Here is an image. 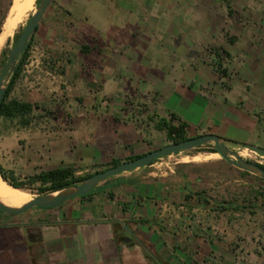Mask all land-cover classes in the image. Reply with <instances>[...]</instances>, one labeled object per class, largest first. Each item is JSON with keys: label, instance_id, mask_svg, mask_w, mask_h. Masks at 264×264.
<instances>
[{"label": "crops", "instance_id": "crops-1", "mask_svg": "<svg viewBox=\"0 0 264 264\" xmlns=\"http://www.w3.org/2000/svg\"><path fill=\"white\" fill-rule=\"evenodd\" d=\"M99 1L108 8L104 26L89 8L95 0H52L34 32L33 61L13 91L34 88L56 99H25L37 106L29 124L14 119V129L0 137V150L22 151L31 141L35 152L27 160L36 172L101 166L147 152L162 137L156 118L170 114L186 123L190 136L213 133L258 146L264 135V38H245L231 31L234 24L229 29L228 0ZM8 34L1 31L0 46ZM102 107L114 125H99ZM75 115L99 125L76 135L89 161L54 163V147L67 139L53 134L68 130L74 144ZM101 126L118 145L113 156L105 153L106 161L94 154L107 143L95 137ZM45 145L48 165L41 160ZM194 157L118 175L90 196L55 208L0 213V264H264L261 183L214 182L221 160Z\"/></svg>", "mask_w": 264, "mask_h": 264}, {"label": "rangeland", "instance_id": "rangeland-1", "mask_svg": "<svg viewBox=\"0 0 264 264\" xmlns=\"http://www.w3.org/2000/svg\"><path fill=\"white\" fill-rule=\"evenodd\" d=\"M24 0H0V33L3 31V33L6 32L5 29V24L8 20L13 19L15 24V27H13L12 30L9 31L7 39L4 41V43L0 46V53L1 50L6 48L9 49L12 47L16 35H19L21 30L25 27L30 15L32 12L36 9L38 5V1L34 0L32 7L27 10L23 14L18 13L17 5L23 2ZM230 8L234 10L235 14L233 17L229 16L228 22H229V29L231 30V26L234 24L237 29H233L231 31H236L239 32L241 35L240 31L244 32L242 33V36L245 38H252L257 36L259 39L264 38V0H228ZM109 4H107L108 6ZM89 8L91 11L94 12L95 18H96V24L98 26H104L106 23V16L105 11L108 13V8L104 3H101L99 0H95V2L91 3L89 5ZM14 11V12H13ZM16 12V13H15ZM87 24L85 22H81V24ZM239 30V31H238ZM235 47V46H234ZM2 68V65L0 64V69ZM91 81V80H90ZM36 92L40 93V91L34 90V88H28V87H23L20 88L17 91H12V97L25 101L30 100L33 103L38 102L40 104H44L46 102V98L50 99H56L55 96L52 94H49L47 97L42 96L41 93L36 96ZM35 98H38L37 100ZM99 113L101 114V120L99 125H114L112 118L109 117V115L106 114V109L105 107L99 108ZM44 114V112L42 113ZM93 116V115H92ZM105 120L107 122H105ZM91 119L83 120L76 115L73 116L72 118V123H71V129L74 131L73 132V140L69 139V134L67 131H56L53 135L57 136L60 138H65L67 139L62 145L60 146H55L54 150L52 151L53 154V160L52 162L60 164L61 161L63 163H68L71 162L73 163L74 161L78 162L80 165H83V163H86L89 161L90 155L82 153L79 145H78V140L76 135H80V133L85 132L88 130L91 126L93 127H98V123L94 126L91 122ZM98 121V120H96ZM17 124V123H16ZM14 123L13 121L9 120H2L0 123V137L2 136V133H8L14 129ZM44 126H42L40 129H43ZM3 128V130H1ZM39 129V128H38ZM110 132L107 127H102L101 126V131L97 130V133L95 135L96 138H101L103 137V140H105L107 143H104V146L99 148L98 150H94V154L102 155L101 161H106L105 158V153H108L109 155L113 156L114 151L118 148L117 143H115L113 140H110V138L104 137L106 133ZM109 134V133H108ZM24 135V134H23ZM144 135V133H143ZM190 136V135H189ZM145 137V135H144ZM105 138V139H104ZM1 140V139H0ZM255 140H252V143ZM257 145L259 147H264V135L263 137L260 138V140H257ZM47 142V141H46ZM71 144L72 147H69ZM166 144V142L163 141V137L160 139H156L152 141V144L149 148H147L146 151H149L151 149H155L157 147H160L162 145ZM75 146V148H74ZM47 145H45V148L41 152L42 159L41 160H46V164L48 165V160L46 158V153L44 151H48ZM51 148V147H50ZM229 148L237 151L243 159L261 164L264 166V157H261L257 155L256 153H253L246 149L245 147L237 146V145H229ZM10 146L7 147L6 149L0 150V165H5L10 166L13 168L14 172L16 173L15 178L19 181H25L26 178L32 174H34L37 170H34L35 167L32 164V161L27 160L28 158L31 157V155L35 152V147L34 143L31 141L26 142L23 145V148L20 150H12ZM207 147H202L198 149H192L189 151H183L179 153H174L169 156L164 157V160H157L156 163L154 164V169L150 170H155V168L160 167L162 168L163 166H173L175 163H181V162H195L192 161L191 159H197V157L194 156H200V160H206V159H217L221 160V165L220 167H214L213 168V176L212 179L214 182L218 179L228 180L232 183V181H235L236 179L238 180H244L246 183L247 182H259L261 183V192L259 194V197L261 200L264 199V181L260 180L259 177L252 175V174H246L244 171H241L235 167H233L231 164L228 162L224 161L220 155L218 154L217 156H211L210 153L207 151ZM109 156V157H111ZM82 157V161H77L78 158ZM193 157V158H192ZM46 158V159H45ZM199 160V161H200ZM100 161V160H99ZM51 163V162H50ZM45 164V163H42ZM77 175H82L84 173H89L93 172L94 170H99L102 168V165L100 166H90L84 168H80L76 166ZM153 168V167H152ZM38 169V168H37ZM147 169V168H146ZM9 175V171H7ZM29 192V198L34 197L36 195H39L38 190H37V185H32L30 188H26ZM245 193L248 192L249 189L245 187Z\"/></svg>", "mask_w": 264, "mask_h": 264}, {"label": "water", "instance_id": "water-1", "mask_svg": "<svg viewBox=\"0 0 264 264\" xmlns=\"http://www.w3.org/2000/svg\"><path fill=\"white\" fill-rule=\"evenodd\" d=\"M51 2L52 0H39L36 9L30 15L25 27L20 33L14 46L11 48L7 60L0 69V103L8 80L15 70L18 57L25 51L27 43L36 31L38 24L41 22ZM230 144L237 145L239 147L243 146L249 151L264 157V147H259L250 143L227 141L213 133L199 134L191 136L183 141L166 143L145 153L144 155L135 157L131 160L122 161L57 191L36 195L19 207H11L0 201V213L6 216H18L34 208H55L62 205L69 199L84 196L99 187L111 183L118 175L143 167H151L157 160H164V157L171 154L202 147L215 149L220 157L233 167L264 180V167L240 157L237 151L229 148ZM4 181L7 182L6 180Z\"/></svg>", "mask_w": 264, "mask_h": 264}, {"label": "trees", "instance_id": "trees-1", "mask_svg": "<svg viewBox=\"0 0 264 264\" xmlns=\"http://www.w3.org/2000/svg\"><path fill=\"white\" fill-rule=\"evenodd\" d=\"M39 2V0H37ZM227 13L228 16L233 17L234 12L231 10L230 6L227 5ZM23 30V29H22ZM21 30V32H22ZM37 30V28H36ZM20 32V33H21ZM19 33V35H20ZM19 35H16L15 41L12 45L14 46L16 40L18 39ZM34 42V34L30 38L29 42L27 43V46L25 48V51L23 54H21L16 63L15 70L11 77L8 80L7 86L5 88V92L3 95V98L0 103V123L2 120H9L13 121L14 119L18 120V122L22 126H27L30 121V117L32 114V111L34 107H37L35 105L30 104L29 102L26 101H21L18 100L14 97H12V91L14 86L23 78L24 75V70L25 66L27 64V58L30 55V51L33 48V43ZM11 47V48H12ZM9 49H2L0 53V64L3 66L5 61L7 60L8 54L10 53ZM216 57L221 58V54L225 55V57H230V54L227 53L226 51L222 52H214ZM222 75H226L223 70H221ZM262 121L264 123V118H262ZM155 129L159 130L162 132V137L163 141L166 143L169 142H179L183 141L191 136L187 134V129H186V123L183 122L181 119L176 117L173 114H170L168 117H159L156 118L155 123H154ZM195 136V135H194ZM158 148V147H157ZM153 150V149H151ZM149 150V151H151ZM147 151V152H149ZM207 151L212 152V153H217L215 149L209 148ZM144 152L142 154H136V155H131L127 156L124 158H111L109 161L104 163L102 165V168L99 170H94L93 172L89 173H84L82 175H77V167L76 166H61L53 169H48V170H41L39 172H35L34 174L28 176L25 181H19L17 180L12 172L8 173L4 170V168L0 165V176L7 181L8 184H10L13 187H18V188H30L32 185H37V190L39 194L46 193V192H52V191H57L61 188H64L66 186L75 184L79 182L80 180L98 172L102 171L108 167L114 166L122 161H127L131 160L135 157L144 155ZM258 164V163H257ZM260 166L264 167L263 165L259 164ZM248 174L247 172H244ZM260 180L264 181L263 179L259 178ZM91 195V192L81 196V197H88ZM261 194L258 193L257 196Z\"/></svg>", "mask_w": 264, "mask_h": 264}, {"label": "bare ground", "instance_id": "bare-ground-1", "mask_svg": "<svg viewBox=\"0 0 264 264\" xmlns=\"http://www.w3.org/2000/svg\"><path fill=\"white\" fill-rule=\"evenodd\" d=\"M34 0H24L17 5L18 13L21 15L32 7ZM14 12V11H13ZM16 13V12H15ZM15 25L13 19L6 22V29L12 30ZM29 192L24 188H14L5 182L0 176V201L11 207H19L30 200Z\"/></svg>", "mask_w": 264, "mask_h": 264}, {"label": "built area", "instance_id": "built-area-1", "mask_svg": "<svg viewBox=\"0 0 264 264\" xmlns=\"http://www.w3.org/2000/svg\"><path fill=\"white\" fill-rule=\"evenodd\" d=\"M33 52H34V49H32L31 51H30V55L28 56V58H27V63H31L32 61H33Z\"/></svg>", "mask_w": 264, "mask_h": 264}]
</instances>
